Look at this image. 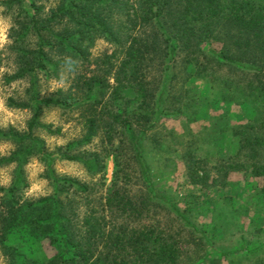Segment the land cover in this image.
Wrapping results in <instances>:
<instances>
[{
	"label": "trees",
	"instance_id": "16d2710c",
	"mask_svg": "<svg viewBox=\"0 0 264 264\" xmlns=\"http://www.w3.org/2000/svg\"><path fill=\"white\" fill-rule=\"evenodd\" d=\"M0 6L12 21L14 68L4 79L28 83L24 99L7 96V104L32 112L25 130L0 127V140L14 145L0 155V164H13L10 183L0 185L1 264H175L182 227L145 218L150 201L163 197L145 152L176 153L196 183L209 167L191 131L175 140L160 127L162 117L189 125L223 102L227 112H234L229 105L251 109L255 120L234 113L235 149L211 167L260 176L264 190V0H55L46 9L37 0H0ZM96 36L112 50L91 56ZM62 66L68 84L42 93L39 81L57 78ZM51 107L75 119L80 133L46 151L35 129L60 132L39 119ZM98 132L99 147L87 148ZM34 153L44 158L52 189L28 198L22 165ZM109 156L113 170L105 184ZM55 159L97 174L102 192L95 196L90 182L55 174ZM137 176L145 196L132 194Z\"/></svg>",
	"mask_w": 264,
	"mask_h": 264
},
{
	"label": "rangeland",
	"instance_id": "374dc122",
	"mask_svg": "<svg viewBox=\"0 0 264 264\" xmlns=\"http://www.w3.org/2000/svg\"><path fill=\"white\" fill-rule=\"evenodd\" d=\"M37 1L44 5V9L55 2ZM3 10L0 6V28L5 30V40L0 42V127L11 125L21 131L26 128V122L32 114L31 109L10 106L6 97L23 100L28 83L27 78L7 82L4 79L5 74L13 70L14 63L8 50L11 16ZM112 48L111 43L101 36H96L89 50L91 56H96L102 52H110ZM68 81V71L62 66L57 78L39 81L41 92L48 94L58 86L64 88ZM186 82L189 84L187 80ZM226 107L223 102L216 111L189 125L188 122L182 124L180 117L160 118V127L171 134L174 133L175 140L180 133L191 131L190 140L195 141L197 154L208 158L206 166L209 167V176L203 183L190 180L183 162L176 153L166 154L167 151L163 148L145 152L146 160L156 174L153 182L164 197L150 201L146 207L148 213L145 218L156 221L161 226L170 224L171 228L178 225L182 227V247L175 264H264V190L259 188L261 177L249 176L241 169L216 171L211 167L219 163L222 156L235 149L236 138L231 128L239 119L236 120L234 113H239L246 121L250 118L255 120L251 109L229 105L228 108L234 111L231 113L225 110ZM39 119L41 122L51 123V127L60 128V132L55 134L40 127L35 129L46 151L55 150L58 145L80 133L79 123L62 114L58 108H44ZM183 137L185 139L186 135ZM101 138L103 135L98 132L87 144V148H98ZM113 141L118 143V135ZM13 146L8 140H0V155L7 154ZM178 146L180 145L176 144V147ZM39 154H32L22 165L26 182L22 195L28 198L47 195L52 189L45 160ZM52 167L57 175L65 174L90 182L92 189H96L95 196L103 190V187L95 183L100 181L97 174L90 176L82 165L75 161L55 159ZM12 170V163L0 164V185L10 183ZM112 170L113 162L109 156L106 158L101 177L105 184L109 182ZM132 182L130 187L134 197L147 194V188L138 176L132 179ZM173 208L185 215L188 222L176 215ZM2 262L3 256L0 252V264Z\"/></svg>",
	"mask_w": 264,
	"mask_h": 264
},
{
	"label": "clouds",
	"instance_id": "9594fccd",
	"mask_svg": "<svg viewBox=\"0 0 264 264\" xmlns=\"http://www.w3.org/2000/svg\"><path fill=\"white\" fill-rule=\"evenodd\" d=\"M5 40V30L3 28H0V42H3Z\"/></svg>",
	"mask_w": 264,
	"mask_h": 264
}]
</instances>
